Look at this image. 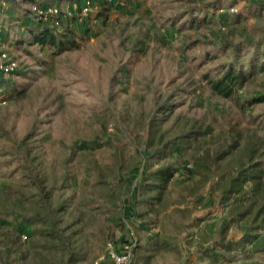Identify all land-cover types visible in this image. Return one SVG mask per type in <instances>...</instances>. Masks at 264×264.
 I'll return each instance as SVG.
<instances>
[{
	"label": "rangeland",
	"instance_id": "rangeland-1",
	"mask_svg": "<svg viewBox=\"0 0 264 264\" xmlns=\"http://www.w3.org/2000/svg\"><path fill=\"white\" fill-rule=\"evenodd\" d=\"M0 1L18 66L0 72V264H96L127 240L132 264H213L203 251L223 226L235 241L263 234L250 229L259 206L234 221L252 182L222 199L241 170L260 164L264 178L261 0H97L73 11L75 44L59 52L33 41L42 23L63 28L31 5L81 0ZM193 9L204 23L184 17ZM231 69L247 79L225 98L205 75ZM162 168L174 176L157 201L140 187ZM48 206L64 209L50 211L56 227L35 220ZM221 254L216 264L245 263Z\"/></svg>",
	"mask_w": 264,
	"mask_h": 264
},
{
	"label": "trees",
	"instance_id": "trees-1",
	"mask_svg": "<svg viewBox=\"0 0 264 264\" xmlns=\"http://www.w3.org/2000/svg\"><path fill=\"white\" fill-rule=\"evenodd\" d=\"M33 2L34 0H28ZM82 1V0H81ZM97 0H94L96 2ZM108 0H103V3H106ZM259 7L264 8V0L259 1ZM106 11V10H105ZM103 13V12H102ZM204 14V11L192 10L188 12L184 17L192 15L189 22L192 24H202L206 21V17L200 19L198 15ZM43 26L38 30H33L32 37L35 43H38L42 46H51L56 49L58 52L62 51L68 45L75 44L73 39V31L68 25V20L62 22V27L60 31L55 33L50 29L49 26L42 23ZM224 71V70H223ZM207 83L210 87L220 96L225 98H232L235 95L236 88L242 86L243 82L246 81L247 75L239 72L237 70L231 69L225 72L223 76H212L210 74L205 75ZM258 101H263L262 98L257 99ZM263 168L260 164L253 166L250 169L241 170L238 176L234 177L230 181V185L223 191L222 199L223 203L229 202L230 196L240 195L247 183L252 182V194L245 200V203L238 204L234 202L232 204V211H240L239 217L234 220H242L253 214L255 207L259 206L256 210L252 222L250 224V229L258 231L262 229L264 231V178L262 177ZM174 176V171L171 168H162L161 170L154 172L146 178V182L143 183L140 187L141 192L154 191L156 196L154 199L160 201L162 199V194L167 188L170 180ZM247 202V203H246ZM243 207V208H242ZM242 208V210H240ZM51 206L46 208V211L37 213L36 221L42 223H48L56 227V223L52 221V212L59 211V208L51 210ZM64 211V209H61ZM59 211V212H61ZM50 217V218H49ZM52 219V220H50ZM229 226L225 225L220 229V239H218L210 247L206 248L203 251V255L212 260L213 264L221 261L222 254L221 252L231 255L233 251H236L237 254H242V259L245 261L244 264H264V232L263 234L257 233H247L242 239L235 241L228 239L226 232ZM55 237V236H54ZM260 240L259 246L252 250L251 248H246L245 243H253L256 240ZM221 251V252H220ZM72 255L70 258L71 262H74L76 258Z\"/></svg>",
	"mask_w": 264,
	"mask_h": 264
},
{
	"label": "built area",
	"instance_id": "built-area-1",
	"mask_svg": "<svg viewBox=\"0 0 264 264\" xmlns=\"http://www.w3.org/2000/svg\"><path fill=\"white\" fill-rule=\"evenodd\" d=\"M6 4L5 1H0V72L2 75L9 76L17 72L18 66L16 61L8 58V52L4 49V32L6 25L3 12L7 9ZM94 4V0H82L80 5L74 2L73 5L68 4L66 8L63 9L58 4L41 5L39 3H34L31 5V9L38 15L40 20L49 22L53 29H61L63 20H68L69 17H72L74 10L82 16H86L91 12L92 8L95 6ZM23 239H25V236H23ZM134 253V240L125 242L120 247H117L114 242H108L105 253L98 258L96 264H100L107 260L110 264H132Z\"/></svg>",
	"mask_w": 264,
	"mask_h": 264
},
{
	"label": "crops",
	"instance_id": "crops-1",
	"mask_svg": "<svg viewBox=\"0 0 264 264\" xmlns=\"http://www.w3.org/2000/svg\"><path fill=\"white\" fill-rule=\"evenodd\" d=\"M128 241H130V240H127V241H125V242H128ZM125 242H124V243H125Z\"/></svg>",
	"mask_w": 264,
	"mask_h": 264
}]
</instances>
